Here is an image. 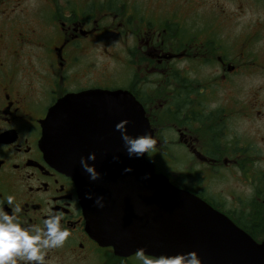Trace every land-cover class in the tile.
Listing matches in <instances>:
<instances>
[{"label": "flooded vegetation", "instance_id": "af4514ba", "mask_svg": "<svg viewBox=\"0 0 264 264\" xmlns=\"http://www.w3.org/2000/svg\"><path fill=\"white\" fill-rule=\"evenodd\" d=\"M212 2L0 0V205L14 195L31 224L49 199L65 212L71 236L50 264H138L90 236L73 181L41 150L49 110L95 89L140 105L157 140L148 162L183 149L184 176L156 172L264 243V19L237 46V18Z\"/></svg>", "mask_w": 264, "mask_h": 264}, {"label": "water", "instance_id": "95a60500", "mask_svg": "<svg viewBox=\"0 0 264 264\" xmlns=\"http://www.w3.org/2000/svg\"><path fill=\"white\" fill-rule=\"evenodd\" d=\"M124 119L131 135L149 129L127 92L95 89L60 99L41 123V150L73 181L90 236L124 257L143 247L153 256L195 251L201 264H264V243L256 244L224 215L172 185L146 157L127 156L115 130ZM89 153L100 173L95 181L79 163ZM126 167L132 171L125 173ZM86 193L93 200L103 196L104 207L85 199Z\"/></svg>", "mask_w": 264, "mask_h": 264}, {"label": "clouds", "instance_id": "9594fccd", "mask_svg": "<svg viewBox=\"0 0 264 264\" xmlns=\"http://www.w3.org/2000/svg\"><path fill=\"white\" fill-rule=\"evenodd\" d=\"M128 124L129 121L126 119L115 124V130L120 133L127 156L130 159L148 158V154L156 150L157 140L154 134L145 128L142 132L131 135L126 127ZM95 158L94 153H89L86 159L81 156L79 160L81 168L92 181L100 176L95 166L89 163ZM117 159L118 157H113V160ZM123 171L129 173L132 169L126 167ZM144 178L147 179V176ZM183 183L187 184V181ZM85 199L93 200V197L86 193ZM103 199V196L98 195L93 204L103 208ZM71 202L76 205L77 199L73 198ZM47 205V214L41 218L40 224H31L22 221L23 205L16 201V197L14 195L5 197V204L0 205V264H50L49 251L62 248L71 232L64 223L65 212L59 207L56 208L54 200L49 199ZM5 206L8 211L5 210ZM134 254L138 264H201L195 251L153 256L146 254L145 248L140 247Z\"/></svg>", "mask_w": 264, "mask_h": 264}, {"label": "rangeland", "instance_id": "374dc122", "mask_svg": "<svg viewBox=\"0 0 264 264\" xmlns=\"http://www.w3.org/2000/svg\"><path fill=\"white\" fill-rule=\"evenodd\" d=\"M212 3L218 5L220 11L224 10L237 18L234 29L238 36L241 34L239 31L244 29V25L248 24L249 20H255L256 18L264 19V8L254 6L256 4L254 0H213ZM219 4L223 10L220 9ZM243 36L244 34L236 38L237 46H239V42ZM108 71L115 73V75L117 72L116 69H109ZM171 150H169V153L174 155V161L168 162L162 157L155 159L154 155H152L151 158L155 161L153 165L161 172L174 170V173L177 172L179 175L184 176V151L181 147Z\"/></svg>", "mask_w": 264, "mask_h": 264}]
</instances>
